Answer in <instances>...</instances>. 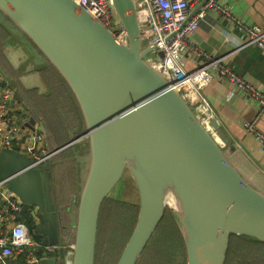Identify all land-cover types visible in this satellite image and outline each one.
<instances>
[{
  "label": "water",
  "instance_id": "obj_1",
  "mask_svg": "<svg viewBox=\"0 0 264 264\" xmlns=\"http://www.w3.org/2000/svg\"><path fill=\"white\" fill-rule=\"evenodd\" d=\"M112 4L124 42L75 0H0V11L65 79L85 122L81 133L46 154L81 138L88 142L73 239L64 242L70 243V264H95L101 208L126 169L137 186L139 214L117 264L138 263L167 206L183 238L186 264H225L232 235L264 242V192L226 156L230 141L216 116L203 122L155 67L150 54L156 47L145 44L136 0ZM17 100L14 94L12 109ZM34 123L31 117L23 127L36 130ZM49 166L16 148L0 150V181L20 200V213L33 211L41 219L35 231L44 235L43 246L64 241Z\"/></svg>",
  "mask_w": 264,
  "mask_h": 264
},
{
  "label": "crops",
  "instance_id": "obj_2",
  "mask_svg": "<svg viewBox=\"0 0 264 264\" xmlns=\"http://www.w3.org/2000/svg\"><path fill=\"white\" fill-rule=\"evenodd\" d=\"M187 1L191 5V16L197 15L204 9L205 3L202 5L204 0ZM228 3L234 15L249 24H259L264 28V0H228ZM231 36L241 37L236 26L219 12L206 9L193 34V48L183 57L186 68L193 71L203 65L204 57L199 48L202 51L225 56V61L235 72L264 91V50L256 45L237 48L230 39ZM50 68L52 64L36 44L0 11V82L9 83L18 96L14 107L18 121L24 125L31 117L35 118L34 127L44 135L43 154L52 151L51 147L59 148L58 144L68 137V131L61 127V121L56 118L58 112L55 102L50 100L52 91L44 77V73ZM68 90L70 91L69 88ZM204 94L219 120L223 133L229 138V145L238 148L264 174V150L243 127L244 121H252L258 116L257 103L248 95L238 92L232 83L223 77H215L204 88ZM83 124L85 129L84 119ZM257 125L264 131V114L258 119ZM25 128L33 130L27 126ZM27 129L25 130L28 131ZM17 148L21 149V146ZM53 155H59V158L52 160ZM53 155L46 160L50 163L52 202L59 209L64 241L59 243L60 248L54 253L45 252L42 255L40 250V256L42 259H49L51 264H62L70 250V243L64 242L73 239L76 210L88 171L87 139L81 138ZM28 212L34 219L35 226L37 222H41L33 211ZM37 234L40 239L44 236ZM237 237L240 235L234 236L236 244H238ZM249 239L261 246L260 250L264 248V242L256 241L251 237ZM23 257L19 255L13 261L19 262ZM257 257H262V251L258 250L252 254L253 259ZM235 259L237 258H232Z\"/></svg>",
  "mask_w": 264,
  "mask_h": 264
},
{
  "label": "built area",
  "instance_id": "obj_3",
  "mask_svg": "<svg viewBox=\"0 0 264 264\" xmlns=\"http://www.w3.org/2000/svg\"><path fill=\"white\" fill-rule=\"evenodd\" d=\"M75 1L112 31L119 41L126 40L125 31L116 22L112 0ZM136 4L141 27L145 32V44L156 47L150 54L151 61L173 80L197 116L209 123L214 112L204 94V88L215 77L227 78L238 92L248 95L257 103L258 116L252 121H244L243 127L264 150V131L257 125L258 119L264 114V91L235 72L225 61V56L198 48L203 54L204 63L193 71L186 68L183 60L184 55L193 48V34L206 9L219 12L236 26L241 37L231 36L230 39L237 48L256 45L264 50V28L259 24H249L234 15L228 0H207L204 9L195 16L190 15L191 5L187 0H136ZM159 50L163 51L162 57L158 55ZM14 94V88L4 81L0 87V150L5 147L18 149L20 145L21 149L18 150L42 162L48 158L42 153L44 135L40 130L23 127L18 121L16 109L11 108ZM21 206L18 197L8 190L5 182L0 181V264H47L41 261L40 250L44 248V252L54 253L60 244L43 246L41 240L30 232L26 222L17 218ZM68 252L62 264H70ZM19 255L24 257L15 263L13 260Z\"/></svg>",
  "mask_w": 264,
  "mask_h": 264
},
{
  "label": "trees",
  "instance_id": "obj_4",
  "mask_svg": "<svg viewBox=\"0 0 264 264\" xmlns=\"http://www.w3.org/2000/svg\"><path fill=\"white\" fill-rule=\"evenodd\" d=\"M44 77L52 91L50 100H54L57 107L56 118L61 121V127L68 131V137L58 144L60 147L72 140L75 134L84 130L83 118L70 87L55 66L52 65V68L44 73ZM36 117L38 116L36 115ZM51 149L56 148L51 147ZM224 152L251 184L264 191V174L238 148L232 149L230 145H227ZM57 156L53 155L52 160H57L59 155ZM138 214L139 205L111 198L105 199L99 219L95 264L118 263L134 229ZM17 218L26 222L33 236L40 240L35 231L34 219L29 215V212H18ZM234 236L232 235L230 239L225 264H232V262L235 264H264V248L260 250L261 246L244 235L237 237L238 244H236ZM247 248H250L253 254L258 250L262 251V257L253 259ZM232 258L237 259L232 260ZM137 264H186L183 238L169 208L165 210L161 223Z\"/></svg>",
  "mask_w": 264,
  "mask_h": 264
},
{
  "label": "rangeland",
  "instance_id": "obj_5",
  "mask_svg": "<svg viewBox=\"0 0 264 264\" xmlns=\"http://www.w3.org/2000/svg\"><path fill=\"white\" fill-rule=\"evenodd\" d=\"M110 194H111V197H110L111 199L120 200V201L138 205V190H137L134 177L129 169L125 170L122 178L119 180V182L116 184V186L114 187V189L111 191ZM171 197L172 195H169L168 199H171ZM167 208H169L170 213L172 217L174 218L172 209L169 206H167L166 209ZM175 223H176L178 230L180 231L176 220H175ZM247 249H248L247 251L251 250L250 248H247ZM249 254L251 255L250 257H252L253 252L250 251Z\"/></svg>",
  "mask_w": 264,
  "mask_h": 264
},
{
  "label": "bare ground",
  "instance_id": "obj_6",
  "mask_svg": "<svg viewBox=\"0 0 264 264\" xmlns=\"http://www.w3.org/2000/svg\"><path fill=\"white\" fill-rule=\"evenodd\" d=\"M169 204H170V205H172V204H173V202H172V201H170V202H169Z\"/></svg>",
  "mask_w": 264,
  "mask_h": 264
}]
</instances>
